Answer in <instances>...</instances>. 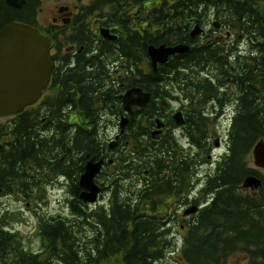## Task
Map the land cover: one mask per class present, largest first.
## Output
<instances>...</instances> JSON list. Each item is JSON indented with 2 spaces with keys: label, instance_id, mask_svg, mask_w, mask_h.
Segmentation results:
<instances>
[{
  "label": "trees",
  "instance_id": "trees-1",
  "mask_svg": "<svg viewBox=\"0 0 264 264\" xmlns=\"http://www.w3.org/2000/svg\"><path fill=\"white\" fill-rule=\"evenodd\" d=\"M131 1L142 6L152 0L91 1L97 12L106 8L108 23L122 25L120 38L106 42L101 55L85 57L95 41L86 25H80L76 40L83 47L80 67L90 64L105 74L124 68L129 77L121 82V90L140 88L151 94V101L134 119L129 117L118 138L100 140L95 122L94 99L109 112L115 100L119 102L113 97L115 89H104L99 80L78 86L82 81L77 74L71 77L79 87L78 98L69 93L72 83L64 76L58 94H49L37 107L0 117V199L8 196L37 205L59 183L66 188L70 213L37 220L41 247L33 251L22 231L11 227L15 212L5 210L0 214V264H112L116 259L117 264H158L170 254L177 264H228L236 253H243L248 264H264V175L251 164L254 146L264 140V39L252 42L254 53L246 56L247 62L232 53L236 48L230 47L225 34L220 40L191 38L197 25L201 27L200 5L204 14L215 4L218 10L227 7L234 24H244L243 4L234 0H159L139 9L138 32L123 11L122 5ZM41 4L42 0H26L17 10L0 0V30L12 22L37 28ZM180 44L190 50L169 57L155 70L149 47ZM133 69L138 79L131 77ZM72 102L89 117L91 128L81 124L74 131L63 118L62 110ZM175 102L187 105L181 127L173 120ZM229 107L233 111L227 148L217 161H208L216 136L213 126ZM161 118H166V136L155 142L150 130ZM105 123L107 128L109 122ZM177 131L186 137L187 147ZM87 156L106 161L108 178L101 184L109 189L107 203L87 205L80 197ZM206 164H214L215 170L193 197L198 170ZM250 176L262 180L256 191L242 187ZM186 206L199 210L184 216ZM176 226L182 228L180 236ZM88 229L90 234L82 236Z\"/></svg>",
  "mask_w": 264,
  "mask_h": 264
},
{
  "label": "flooded vegetation",
  "instance_id": "flooded-vegetation-1",
  "mask_svg": "<svg viewBox=\"0 0 264 264\" xmlns=\"http://www.w3.org/2000/svg\"><path fill=\"white\" fill-rule=\"evenodd\" d=\"M91 1L92 0H88L86 4L80 6L77 5L59 6L54 11L53 17L51 19V23H49L48 25H41L38 22L37 29L40 30V32L45 36H47L50 40V44H51L50 55L54 66L51 73L50 81L47 84L46 88L43 90L39 100L35 104L28 106L26 108L32 106L37 107L42 101H44L45 97L48 96L51 91H54L55 95L58 94L64 76L66 77L69 76V80L72 83L70 85L71 88L69 90V93L77 94V98L79 97V94L76 93L79 92L78 86L84 87L86 85H89L90 83H94L99 80L100 86H103L104 89L106 88L107 89L111 88L112 90L115 89L114 92L116 93L113 95V97L114 96L118 97L119 102L118 100H115L114 107L109 112H104L103 111L104 103L101 101L97 102V98L94 99V101H96L95 106L96 108H98V110H96L95 112V122H97L96 131L98 137L101 140L102 136L106 137L107 135L106 131L108 127L112 128L113 124L116 123L114 134L111 137V139L114 140L115 138H118V136L120 135L121 120L123 118L129 119V117L131 116H132L131 118L134 119V116L136 117V111L141 108L135 107L133 110V115L126 113L123 109L121 97L129 90V89L121 90V88H123L124 86V84L121 82L124 80L127 81L129 77L128 72L125 73L122 71L124 70V68L123 69L116 68L114 69L113 73L105 74L103 73V71L97 72L98 69L96 67L90 66L89 63H88L89 65L85 64L83 67L79 66V56L80 54H82L83 51V47H81V45H79L76 41L79 36L78 30L80 29V25L81 27L85 25L89 27L90 31L93 33V37L95 40V41L93 40L94 42L91 49L89 48L87 50L88 54L85 55L86 58H89L94 55H101L102 46L105 45L106 42L110 41L102 37L101 35L102 30H108L110 34L117 36V39H115L114 42H116L120 38V30L122 25L121 24L115 25L112 23H108L106 20V13H107L106 8L102 7L97 12V10L91 8ZM154 1L155 0H152L151 2L146 1L142 3V6L138 5L137 3H134L133 1H131L129 5L128 4L122 5L125 16L131 17V27L135 32L139 31V23L137 21L139 9L144 6H146L147 8H151L152 6L155 5ZM234 1L243 4L245 10L244 19H243L244 24L241 25L239 23L235 25L234 24L235 22L233 21V18L229 13L227 7L218 10L217 5L215 4L213 5V7H210L209 9L207 8L206 9L207 13L204 14L203 7L202 5H200V7L198 8V16H199V20L202 21V23L200 24L201 27L197 25V23H194V26L197 25L200 28H202L201 29L202 33L197 37L198 39L197 41L202 42L208 39L211 40L217 38L218 40H220L223 38V34H225V40H227V42L229 41L230 47L236 48L232 53H236L238 55L244 56L246 58V61L249 62L246 56H252L254 53L252 42L254 40L260 41L264 39V35L262 34V30H261L264 29V0H234ZM152 2L154 3L152 4V6H150V3ZM79 15H82V17L79 20V23H76L77 20L76 18ZM240 26H244V28L241 29ZM253 35H257L258 37L256 38L251 37ZM71 40L72 42H70ZM260 54L263 55V53ZM143 69L146 68L143 67ZM115 72H117V75L115 74ZM74 74H77L80 77V81H82V83H80V85L78 86L75 83L76 82L75 79L71 77V75ZM138 75H139L138 70L133 69V73L131 77L133 76L134 79H138L139 78ZM50 85L52 88L50 87ZM186 106L187 105L185 104L183 107H181L180 105L177 107L178 110L183 113V115L187 110ZM62 113H63V118L67 120L68 123L72 124L71 126L74 127L72 128L74 131L76 130V127L80 126L81 124H82L81 127L91 128V125L89 123L90 122L89 117L85 114V112H83V110H81L78 107V104L75 106V102H72L67 108L62 110ZM7 117L9 116H5L1 118H7ZM136 119L138 120L139 118L137 117ZM156 120H160L163 123V127L158 129L156 122L155 125H152L150 130L151 133L150 136H152L153 138L151 140L155 142L158 141L159 137L161 138V136L162 137L166 136V118L155 119V121ZM105 122H109L107 128L105 127L107 126ZM51 131L56 132L54 130ZM156 131H160V133L156 136H153V133ZM136 132L138 133V130H136ZM183 138L186 140V137ZM144 140L146 143L150 141L148 139V136L145 137ZM216 143H218V145L221 146L222 143L220 141V138L215 139L214 147H212L213 150L219 149L216 148ZM192 150L194 151V149ZM221 156H219L218 158H214V161H217ZM98 158L99 157H97L96 161L103 159L100 157L98 160ZM87 159L90 160L91 158L87 156ZM211 159H212V155H209L208 161H211ZM263 171L264 170L260 171V173L262 174ZM145 174L148 175L149 171H146ZM207 177L208 176H206L205 180L207 179ZM96 180L97 181L100 180V176L97 177ZM101 183L104 182H100L99 184ZM138 187L140 188L141 186ZM165 200H166V196H165ZM189 206H186L183 209V212ZM164 212H166V205Z\"/></svg>",
  "mask_w": 264,
  "mask_h": 264
},
{
  "label": "water",
  "instance_id": "water-1",
  "mask_svg": "<svg viewBox=\"0 0 264 264\" xmlns=\"http://www.w3.org/2000/svg\"><path fill=\"white\" fill-rule=\"evenodd\" d=\"M6 4L19 10L25 6L26 0H6ZM201 33V28L197 26L191 34L192 39L197 38ZM101 35L108 40L117 39V36L110 34L108 30H102ZM50 50L49 38L35 27L12 22L0 30V117L20 113L39 100L50 81L54 66ZM189 50L190 47L184 44L150 46L148 55L152 66L157 70V66L166 63L169 57L184 54ZM121 99L124 111L133 115L135 107L142 108L151 101V95L140 88H134L128 90ZM173 120L178 127L185 124L182 112L175 113ZM127 123V118L121 120V130ZM157 124L158 129L163 127L160 120ZM218 146L216 143V147ZM252 157L256 168L264 169V140L254 146ZM96 159L97 157H93L86 162L84 173L79 180L82 190L80 197L87 205L96 204L99 195L106 189L104 185H98L95 181L102 173L105 160L96 161ZM261 185L260 178L250 176L245 179L242 187L256 191ZM198 210L197 206H191L185 211L184 216L195 214Z\"/></svg>",
  "mask_w": 264,
  "mask_h": 264
},
{
  "label": "rangeland",
  "instance_id": "rangeland-1",
  "mask_svg": "<svg viewBox=\"0 0 264 264\" xmlns=\"http://www.w3.org/2000/svg\"><path fill=\"white\" fill-rule=\"evenodd\" d=\"M87 2L88 0H42V4L38 16L39 23L41 25H48L49 23H51V19L53 17L54 11L59 6L62 5L80 6L86 4ZM154 2L157 3L159 2V0H155ZM154 2L150 3V6H152ZM49 94L50 95L54 94V91H51ZM173 106L175 108L173 109L175 111V112L173 111L175 114L176 112L179 111L177 108L179 106V103L175 102ZM232 111L233 110H231L230 107L227 108L222 115L218 116V118L216 119V123L213 126V128H215L214 132H216V136L213 135L214 137L212 139L213 147H214L215 139L217 138H220L222 144L219 149L212 150V161L214 160V158H218L219 156H221V154H223L227 148V135L229 130L230 118L232 117ZM115 124L116 123L113 124L112 128L108 127L106 131L108 137L104 138V136H102L104 140L108 142L109 140H111L110 138L113 136L115 131ZM176 134L180 143L187 147V141L183 137H181L182 135L178 131L176 132ZM251 164L255 167L252 159H251ZM214 170H215L214 164L203 165L198 170V176L195 178V183H194V192L192 193L193 197L197 195L199 188L205 182L204 180L206 176H208V174L213 173ZM102 171H104V173L100 174V180H98L99 183L103 181L105 182V177L108 178L107 176H105V170ZM262 174L264 175V171ZM109 195H110L109 189H107L106 192L103 193L102 196L100 197L99 202L103 204L107 203L109 199ZM67 198L68 195L66 192V188L64 187V185H60L58 183L57 185H54L47 190L46 199H44L43 202H38L37 205L31 204L30 206H28L14 198L8 196L2 197L0 199V214H2L7 209L14 211L15 213L12 214L13 225H11V227L14 229L16 228L20 229L25 236L24 240L25 243L27 244V247L32 249L33 251H38L41 247V242L39 237L35 234L37 220L43 216L45 217L58 216V215L70 216L69 210L67 208ZM178 211L181 212V209H179ZM174 230L176 231L175 233L177 234V236H180V234L182 233V228H180V226H176ZM89 232H91L90 229L85 231L82 234V236ZM118 260L119 259H116L112 264L119 263ZM176 261L177 258H175L170 254L168 257H166L163 261L159 262L158 264H177ZM52 264H59V263L54 262ZM228 264H248L247 257L243 253H236L229 259Z\"/></svg>",
  "mask_w": 264,
  "mask_h": 264
},
{
  "label": "bare ground",
  "instance_id": "bare-ground-1",
  "mask_svg": "<svg viewBox=\"0 0 264 264\" xmlns=\"http://www.w3.org/2000/svg\"><path fill=\"white\" fill-rule=\"evenodd\" d=\"M108 105H109V104H108ZM105 107H106V106H105ZM119 136H120V135H119ZM115 139H116V138H115ZM101 140H102V139H101ZM120 140H121V139H120ZM112 142H113V140H112ZM112 142H110V143H112ZM117 142H118V141H117ZM120 142H121V141H120ZM98 143H99V141H98ZM102 143H104V140H103ZM102 143H101V144H102ZM105 143H106V142H105ZM110 143H109V144H110ZM115 143H116V142H115ZM117 144H118V143H117ZM119 144H120V143H119ZM104 145H105V144H104ZM117 146H118V145H117ZM120 146H121V145H120ZM116 148H117V147H116ZM102 149H103V147H102ZM117 149H118V148H117ZM104 150H105V149H104ZM114 150H116V149H114ZM111 151H112V150H111ZM105 152H106V150H105ZM112 152H113V151H112ZM101 154H102V153H101ZM101 156H102V155H101ZM111 156H112V155H111ZM102 158H103V157H102ZM112 158H113V157H112ZM107 159H108V158H107ZM86 160H88V159H86ZM98 160H99V158H98ZM109 160H110V159H109ZM105 164H106V163H105ZM195 169H196V168H195ZM195 169H194V170H195Z\"/></svg>",
  "mask_w": 264,
  "mask_h": 264
}]
</instances>
